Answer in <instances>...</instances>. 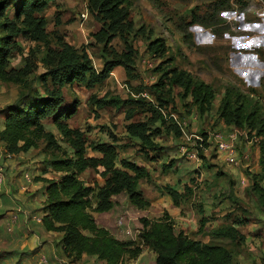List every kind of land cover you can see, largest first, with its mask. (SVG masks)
I'll list each match as a JSON object with an SVG mask.
<instances>
[{
	"label": "rangeland",
	"instance_id": "rangeland-1",
	"mask_svg": "<svg viewBox=\"0 0 264 264\" xmlns=\"http://www.w3.org/2000/svg\"><path fill=\"white\" fill-rule=\"evenodd\" d=\"M128 9L134 30L126 40L135 52L134 65L129 73L124 67L115 68L105 81L92 88L77 82L64 88V99L76 113L63 123L83 135L87 156L100 157L90 148L92 144L114 143L120 160L145 167L150 176L140 181L139 189L151 205L138 209L123 193L113 197L115 205L109 212L91 214L99 226L117 239L134 241L141 247L139 258L127 264H155L156 255L140 238L144 231L142 219L168 221L176 232H184L194 240L222 244L233 252V264H264V208L252 192L253 176L261 173L259 142L264 136L250 143L252 135L257 136L254 130L249 140L241 138L237 149L242 162L238 167L229 165L218 153L216 141L218 134L233 129L220 118L221 102L229 86L237 87L256 103L264 123V0H130ZM9 16L13 18L11 10ZM43 16L47 21L49 45L56 48L65 41L79 51H86L97 73L104 70L114 55L126 52L127 44L119 37L110 44L94 37L101 31L102 24L89 13L88 0H53ZM194 25L199 28H193ZM1 36L4 33L0 29ZM156 40L166 45L165 56L150 50V43ZM15 41L18 47L10 57V67L22 69L26 59H30L37 69L21 84L0 81V123L4 119L3 111L15 104L21 93L45 96L53 89L50 79L42 78L46 75L45 43L21 35ZM171 68L189 73L215 90V99L205 114H200L192 105V97L184 96L178 86L163 83L154 87ZM162 94L165 106L160 109L167 125L157 124L162 133L153 140L161 151L153 152L140 140L130 137L127 125L145 122L151 117L150 112L144 110L146 107L141 108L137 101L152 102L159 108L156 99ZM102 102L106 103L103 107ZM128 113H134L131 121ZM173 123L180 128V137L167 130ZM43 124L63 151L47 149L41 142L38 149L15 157L17 162H24L25 175L31 178L29 184L24 182L25 186L41 182L40 191L46 187V179L58 180L62 176L50 166V161L74 154L52 117H46ZM182 146L196 152L198 160L188 159L181 152ZM101 171L102 168L88 169L80 179L97 190L104 185ZM243 178L247 179V186L241 184ZM260 186L264 189V181ZM166 188L181 193L180 207L174 205ZM25 193L31 192L26 190ZM15 198L19 200L15 206L22 205L23 197L16 195ZM5 206L0 215L12 208L10 203ZM200 209H204L209 223L205 231L198 234ZM2 218L0 216V264H29L25 255H20L19 248L26 238L17 236L16 225L10 231V221H1ZM238 221L241 222L238 229L245 235L240 244L230 245L228 241L211 237L214 230ZM33 227L39 226L33 224ZM32 238L27 242H32Z\"/></svg>",
	"mask_w": 264,
	"mask_h": 264
},
{
	"label": "trees",
	"instance_id": "trees-1",
	"mask_svg": "<svg viewBox=\"0 0 264 264\" xmlns=\"http://www.w3.org/2000/svg\"><path fill=\"white\" fill-rule=\"evenodd\" d=\"M52 1L0 0V20H4L0 23V29L4 33V36L0 37V81L21 84L37 69V65L30 59H26L22 69L10 67V57L18 47L15 39L21 35L45 43L47 54L43 64L46 75L42 78L44 80L49 78L53 85V89L48 90L45 96L21 93L18 101L3 111L0 143L13 156L38 149L41 142L45 143L47 149L62 152V147L55 136L47 132L43 124L46 117H52L74 154L72 157L64 155V159L54 158L50 161V166L61 172L62 176L58 180H45L46 201L40 224L45 231L62 235L57 246L72 263L80 261L83 255H87L96 257L104 264H127L128 261L139 258L142 254L141 247L134 241L117 239L109 230L97 224L91 212H109L115 205L113 197L123 193L138 209L150 207V201L139 189L140 181L149 178L150 173L145 167L120 160L118 148L114 143L92 144L90 148L99 153L100 157L87 156L83 135L63 123L76 113L75 108L66 103L63 90L74 82L86 83L92 88L105 81L117 67H124L129 73L134 65L135 56L132 46L128 45L126 40L134 30L128 9L130 0H88L89 13L102 24L101 31L94 34L97 41L110 44L114 38L119 37L127 44L126 52L114 55L113 60L108 62L100 73L95 71L92 59L86 51H79L65 41H61L56 48L49 45L47 21L43 12ZM10 10L13 13L12 19L9 16ZM149 48L161 57L167 53L166 45L159 40L152 41ZM163 83L178 86L184 91V96L190 95L193 99L192 105L200 114H205L215 99V90L210 85L175 68L165 71L160 83L154 87H160ZM156 101L159 108L152 102L137 101L141 108L146 107L144 110L150 112L151 117L145 122H132L127 125L130 137L140 140L153 152L161 151L153 140L162 133L161 127H156L157 124L167 125L161 110L165 106L163 94ZM105 104H101L102 107ZM133 117L134 113H128L129 121ZM220 118L227 126L249 131L250 136L254 130H257L258 137L264 136V123L259 116L256 103L237 87L226 88L221 102ZM170 126L167 130L174 131L175 135L180 137L181 130L178 125L173 123ZM259 146L261 173L253 176L252 192L264 208V189L260 186L264 181V140L259 142ZM99 168H102L100 175L104 179V185L96 190L86 185L80 176L88 169ZM166 193L176 207L181 206L183 196L178 190L166 188ZM199 213L201 218L198 234H201L209 220L204 209H200ZM34 216L38 214H33L32 217ZM141 222L144 231L140 238L143 245L149 247L156 255L155 264H233V252L222 244L194 240L184 232H176L168 221L149 222L142 219ZM239 226L240 221L216 229L211 237L228 241L233 245L245 240V235L238 229ZM33 254L35 252L20 253L21 256L25 255V260Z\"/></svg>",
	"mask_w": 264,
	"mask_h": 264
},
{
	"label": "crops",
	"instance_id": "crops-1",
	"mask_svg": "<svg viewBox=\"0 0 264 264\" xmlns=\"http://www.w3.org/2000/svg\"><path fill=\"white\" fill-rule=\"evenodd\" d=\"M15 157L13 156L12 159L4 161L6 181L3 186V192L0 195V210H3L5 207L7 208L5 206L7 203H10L12 208L7 209L6 213H2L0 216L3 217L1 221H11L14 217L13 214L16 213L18 218V223L16 224L17 236L26 238V240L21 241L20 251L35 252V254L27 257L26 261L30 264L42 257H46L50 264H104V262L99 261L96 257L87 255H83L80 261L72 263L70 259L63 255L61 248L57 246L62 235L45 231L42 224H38L33 220V214L43 217V212L40 209L44 207V202L46 201V187L43 191H40L43 188L41 182L34 183L32 186L28 185L26 190H29L31 193L26 194V190H22V186H25V183H27L23 179V175L27 173L25 169L27 167L23 165L24 162H17ZM15 194L17 197H23L21 200L22 205L18 207L15 206V203L19 201L15 198ZM35 203L41 204L36 205ZM33 224H37L39 227L35 229ZM29 238H32V242H27Z\"/></svg>",
	"mask_w": 264,
	"mask_h": 264
},
{
	"label": "built area",
	"instance_id": "built-area-1",
	"mask_svg": "<svg viewBox=\"0 0 264 264\" xmlns=\"http://www.w3.org/2000/svg\"><path fill=\"white\" fill-rule=\"evenodd\" d=\"M179 127L183 131L182 125L177 121ZM248 136H250L249 131L241 130V129H235L233 128L230 132L226 134H218L216 136L217 141V150L220 155H222L225 159V161L232 166L238 167L242 160L240 159V154L237 149V145L240 142L241 138L245 137L247 140ZM251 137V136H250ZM252 140H249L250 143L258 142L261 137L253 136ZM181 152L187 156L190 160H198V154L193 151H189L185 146L181 147ZM13 158V155L10 154L4 147L2 143H0V193L3 192V186L6 181V174H5V160H10ZM24 179L27 183L31 182V178L29 175H24ZM247 179L243 178L241 180V184L243 186H247ZM22 190H26V186H22ZM17 216H14L12 220L9 223V230L11 231L13 227H15L17 223ZM33 220L37 223L42 222L41 216H34ZM32 264H49V261L46 257H42L41 259L37 260L35 263Z\"/></svg>",
	"mask_w": 264,
	"mask_h": 264
},
{
	"label": "clouds",
	"instance_id": "clouds-1",
	"mask_svg": "<svg viewBox=\"0 0 264 264\" xmlns=\"http://www.w3.org/2000/svg\"><path fill=\"white\" fill-rule=\"evenodd\" d=\"M193 28H197V29H198V28H199V26H198V25H194V26H193Z\"/></svg>",
	"mask_w": 264,
	"mask_h": 264
}]
</instances>
